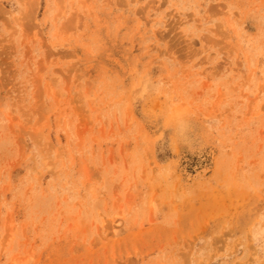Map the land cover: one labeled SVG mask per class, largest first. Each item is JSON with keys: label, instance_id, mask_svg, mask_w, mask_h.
Returning a JSON list of instances; mask_svg holds the SVG:
<instances>
[{"label": "rangeland", "instance_id": "1", "mask_svg": "<svg viewBox=\"0 0 264 264\" xmlns=\"http://www.w3.org/2000/svg\"><path fill=\"white\" fill-rule=\"evenodd\" d=\"M0 264H264V0H0Z\"/></svg>", "mask_w": 264, "mask_h": 264}]
</instances>
